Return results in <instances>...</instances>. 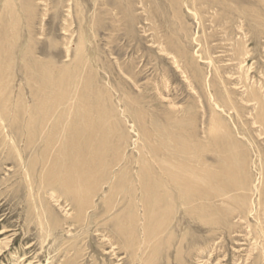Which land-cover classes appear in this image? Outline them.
<instances>
[{
  "label": "rangeland",
  "instance_id": "obj_1",
  "mask_svg": "<svg viewBox=\"0 0 264 264\" xmlns=\"http://www.w3.org/2000/svg\"><path fill=\"white\" fill-rule=\"evenodd\" d=\"M0 48V264H264L260 220L236 209H244L239 203L216 202V225L177 206L171 223L152 235L161 220L143 222L144 211L130 205L132 190L116 187L138 179L144 162L147 182L161 175L156 162L187 164V147L222 166L209 131L215 111L232 134L221 131L225 141L250 159L248 204L260 199L257 189L264 196V128L248 95L251 88L264 98V0H0ZM66 70L67 88L81 93L77 111L91 103L92 129L75 121L44 157L46 139L30 141L24 118L47 99L48 87L56 93ZM225 88L238 112L222 110ZM72 136L79 140L69 142ZM51 166L57 178L65 170L82 175L76 182L94 194L86 213L45 179ZM108 201L116 205L111 211ZM228 210H236L233 218H223ZM131 215L133 233H121Z\"/></svg>",
  "mask_w": 264,
  "mask_h": 264
},
{
  "label": "bare ground",
  "instance_id": "obj_2",
  "mask_svg": "<svg viewBox=\"0 0 264 264\" xmlns=\"http://www.w3.org/2000/svg\"><path fill=\"white\" fill-rule=\"evenodd\" d=\"M199 5H200V3H199ZM17 10H18V8H17ZM215 10L217 11V9H215ZM3 14H4V12H3ZM29 22H31V21H29ZM27 45H29V44H27ZM1 50L2 49L0 48V51ZM5 51H6V49H5ZM208 51H209V49H208ZM76 55H77V57L74 60V64H77L76 68L78 69V68H80V66L84 60L83 56L81 59L78 58L80 55H83V49L80 48L77 51ZM186 58H187V54H186ZM26 59H28V58H26ZM174 61L177 64H179L178 58H174ZM183 63H184V61H183ZM210 65L215 67V64H213L212 60L210 61ZM242 68H243V65H242ZM215 69H217V67ZM78 71H79V69H78ZM63 73H64V75L61 76L59 81L55 83L56 84L55 85L56 86V93L53 94V92L55 90L54 88L48 87L49 91L46 92V95H45L47 99L43 98L42 101L38 102L36 107L34 109L30 110L29 117L27 118V116H26L24 118L25 124L27 123L28 131H29V135H30V138H28V139L30 141L33 142L36 140V138L34 139V137H36L35 136L36 134H39L41 136V138L43 139V141H44V139H46L45 140L46 145L44 144V147L42 150V156H44V157L50 153L51 149H53V148L58 149L60 147L59 146L56 148L55 146L62 142L61 138L65 134V131L70 130V128L75 129V127H74L75 121L77 122V120H78L80 122V120H81V122H82V119H83L84 120V126L86 127L85 130H87V133H89L90 129H92L89 127L90 119H89L88 113H87V110H88V112L90 111V108H88V106L91 103L89 105H87L88 104L87 102H86L87 103L86 104L84 101H82L85 103V104L84 103L81 104L82 109H83L82 110L83 114L81 113V109L79 111H77L76 105L74 104L73 100H76L78 97H80L81 93L79 91H77L76 93L75 92L73 93L71 90H69L67 88V83L72 78V75L68 74L67 70H66V72H63ZM74 74H75V72H74ZM76 75H78V73ZM220 75H221L220 72L218 70H216V73H215V76L213 77V80L221 78ZM77 78H78V76H77ZM73 79H75V77ZM78 79H82V78L79 77ZM82 81H83V79L81 80V82ZM84 82H85V79H84ZM76 85H78V87L82 85V87H83V84L80 85V82H78ZM210 85H211V83H210ZM21 88H23V87H21ZM46 89L47 88L44 87V90H46ZM249 89H250V91H249L250 94H248V95L250 97H252V99H251L252 101L255 100V102L257 103V106H258L257 109H258L259 113H258L257 123H260L264 128V100H263L264 98L261 99L260 97H257L256 91L251 89V88H249ZM225 90H226V92L224 91V94L222 93L221 96L219 94V96L221 97L220 99L222 100V110H223V108H227L230 110H236L238 112V109L236 108V103L232 100L231 93L226 88H225ZM211 94H212V92H211ZM69 95L72 97L66 98ZM50 96H51V98H49ZM82 96H85L84 92H83ZM2 99H3V94H1V92H0V100H2ZM84 99L86 100V97ZM5 107L6 106H4V109H5ZM21 111H23V110H21ZM97 111H98V109H97ZM236 111H234V112H236ZM212 116L213 117L211 118V128L209 129V131H210L211 139L214 142L213 146H215V149H213V150H215V152H219V154H218L219 155V161L218 162L219 163L221 162L222 166L217 167L214 165H209V163H207V161L203 158V156H202L203 152L202 151L196 152L199 150L192 149V147H187V164L184 163V164L176 165V163L173 164V163H169V162H167V164H159L156 162L155 166H156V164L158 165L161 175L154 177V174H152V178L150 177L151 182H150V180H149V182H147L148 180L146 181L142 176V171H143V167L147 168L149 166V164L147 166V163L144 162L143 166L141 165L140 168H138L139 166L135 168V170H137V174H139L138 179H134L132 181L130 180V182L125 184V185L124 184L118 185V186H120L119 188L116 185L118 193H124L125 194V192H127V193L129 192V189L132 190V192L128 193V195L130 197L136 196V200L134 199V201H132L131 202L132 204H130V205L133 206L135 209L139 207L144 211L143 215L141 216V217H143V219H141L143 222L144 221H150L151 222L152 220L155 221V220H159V219L161 220V221L159 220L160 221L159 225H156V224H155L156 226L153 225V226H155L154 228L157 227V230H154L153 233H150V234L154 235L157 232H158V234H160L159 233L160 228L165 227L171 223V221H172L171 218L176 214L175 208L177 206L184 208L182 213L187 215V212H189L191 215L196 216L198 219L201 220L202 224L216 225L218 223V217H217L218 214L212 213V211H213V205H215V203L218 202L219 200L228 201V202L230 200L231 202H234L237 204L239 203L240 206H242V208H244V209H240L241 207H239V206H237L236 209L241 210V211L243 210V214H246L248 212L250 213V212L254 211L253 214L257 215V219L259 218L260 222H258V224L260 225L262 232H264V221H262L263 217L260 216L261 215L260 211L264 212V198H263V200L261 199L264 196H262V192L260 191V189H257V192L260 193V199L257 201L256 205L253 201H252V203H249V204L247 201L249 194L252 192V190L248 189V186H249L248 183H250V181H249L247 169H249L248 165H249L250 159L248 158L247 153H245V152H243L242 155H240V153L239 154L236 153L235 146L237 144H234L233 141H231L230 139L228 141L227 140L225 141V135H223V133H222L225 131H223V130H226V132L228 133L227 136H229V135L231 136L232 134L227 131L228 128L226 127V124L220 119V117H218V115L215 111H213ZM101 117L103 118L102 115H101ZM27 119H28V121H26ZM90 126H91V124H90ZM13 127H14V124H13ZM77 127H78V125H77ZM80 129H82V128H80ZM77 133H78V131H77ZM78 135H79V133H78ZM79 137H80V135H79ZM77 140H79V139H76L75 136L68 138L69 142H76ZM220 141H222L223 144H224V142H226L228 147L224 148V150H221L222 147L220 146ZM47 150H48V152H47ZM145 150H147V149H145ZM252 152H254V151H252ZM64 153H65V151H64ZM120 153L118 152V154H120ZM149 153H151V152H149ZM139 154H140V151H139ZM61 158H62V156H61ZM154 161H156V160H154ZM73 163H76V162H73ZM139 164L140 163H138V165ZM148 168H150V167H148ZM46 170H47V173L50 174L53 178L54 177L57 178V175L59 172H58V170H56L55 166H51L50 168H46ZM129 170H131V168ZM80 171H82V170L80 169ZM61 172H63L61 175V178H57L55 180L52 179V177L47 178L46 175H44V176L46 177L45 179H47V180L49 179L48 180L49 182L50 181L54 182V184H57V186H59L58 189L56 188V185L53 187L55 189L59 190L60 192H62L63 194H65L66 196H68L70 198V200L73 202L74 206L79 209L80 213L81 212L86 213L84 208L90 202L89 200H90L91 196L94 194L89 189L87 190L86 186L83 187V185L81 183L78 184L76 182V180L82 176L79 172H77V171L75 172L73 170H71V171L65 170V171H61ZM27 173H28V171H27ZM149 174H150V172H149ZM114 187L115 186L112 185L111 189H113ZM95 188L96 187H94L93 190ZM249 190H250V193H249ZM147 191H151L152 194L150 195L149 193H147ZM113 193H114V191L113 192L111 191L109 193L110 194V198H109L110 201L113 200L112 199ZM244 193H245V195H244ZM227 195H229V196H227ZM244 196H246V197H244ZM110 201H108L109 203H108L107 207H109V204L111 206ZM94 202H95V200H94ZM222 206H224V205H222ZM115 207H116V205H114V206L112 205L110 207L109 211L113 210ZM255 207L257 208V210ZM223 212L224 211L221 212L223 215V218L224 217L228 218L229 214L231 215V218H233V216H234L233 214H235L236 210L235 211H229L228 210L225 214H223ZM131 216L132 217L129 218L131 220L130 223H127L126 225L122 224L123 226L120 225L119 227H117V228H119L121 233H123V231L126 230V232L128 234V231L132 232L134 230L133 225L136 224V220H134V222H133V219L135 218V216L134 215H131ZM169 217H170V219H169ZM196 217H194V218H196ZM243 217H246V215L245 216L243 215ZM220 219H221V217L219 218V220ZM111 221H112V219H111ZM248 222H249V218H248ZM143 225L145 227L144 228L145 233H146V231L152 229V228L148 227V225H146L145 223ZM42 231H43V229H42ZM144 236H146V235H144ZM156 237H158V236H156ZM160 239H162V238H160ZM183 250H184L183 248H180L178 250V251H180V255H182V252H184Z\"/></svg>",
  "mask_w": 264,
  "mask_h": 264
}]
</instances>
